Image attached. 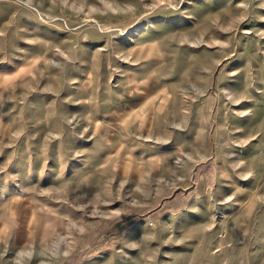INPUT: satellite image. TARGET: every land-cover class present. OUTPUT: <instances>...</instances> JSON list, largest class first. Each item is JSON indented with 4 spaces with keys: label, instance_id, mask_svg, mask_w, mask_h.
<instances>
[{
    "label": "rangeland",
    "instance_id": "374dc122",
    "mask_svg": "<svg viewBox=\"0 0 264 264\" xmlns=\"http://www.w3.org/2000/svg\"><path fill=\"white\" fill-rule=\"evenodd\" d=\"M21 201L0 264H264V0H0Z\"/></svg>",
    "mask_w": 264,
    "mask_h": 264
},
{
    "label": "crops",
    "instance_id": "0c3cea01",
    "mask_svg": "<svg viewBox=\"0 0 264 264\" xmlns=\"http://www.w3.org/2000/svg\"><path fill=\"white\" fill-rule=\"evenodd\" d=\"M13 205H16L17 207H20L22 209H24V207H26V209H28V211L26 212H33L32 209L30 210L29 206L27 203L25 202H13L12 204H10L6 209V216L4 215V217L2 216V214H0V247H2V245L4 247H6L5 245V237L7 235V228H9V226L7 225L8 223H5V221L3 222L2 219L5 218L7 219V216H11V221L12 223L14 224L13 226H15V230H16V236H15V241L18 243H21V242H25L27 240H30V239H35V238H39L38 236H30L28 239H24V237H20V231L23 230V228L21 227V223L18 221V219L16 218L17 216L14 214V212H11V207ZM10 213V214H9ZM34 213V212H33ZM36 220L38 218H35ZM38 221V220H37ZM39 221H42L43 224L46 225V227H51L52 224H50V222H47L49 221V219H47L46 217L39 220Z\"/></svg>",
    "mask_w": 264,
    "mask_h": 264
}]
</instances>
